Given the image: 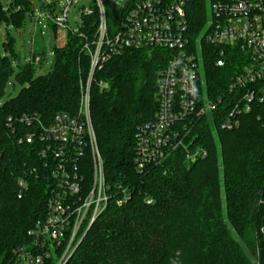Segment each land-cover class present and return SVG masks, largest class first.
I'll return each instance as SVG.
<instances>
[{
	"label": "trees",
	"instance_id": "trees-1",
	"mask_svg": "<svg viewBox=\"0 0 264 264\" xmlns=\"http://www.w3.org/2000/svg\"><path fill=\"white\" fill-rule=\"evenodd\" d=\"M103 3L119 25L133 0ZM96 4L93 0V12L82 13L79 29L69 30L66 43L55 48L49 73L35 75L46 54L40 47L29 63L19 66L16 80L23 87L4 103L1 98L15 71L0 49V264H16L23 249L40 251L31 232L48 218L49 201L60 191L63 172L52 150L43 155L47 143L39 135L58 114L83 117L91 66L85 45L97 37ZM43 7L55 11L54 4ZM31 10L30 0H0V28L4 22L23 26ZM188 16L195 37L205 24V7L194 3ZM51 26L56 31L52 21ZM116 28L109 25L110 33ZM2 48L18 56L8 34ZM225 49L224 66L217 65L218 47L204 44L201 54V95L219 101L218 109L187 120L184 146L143 170L136 163L137 137L155 119L161 71L171 51L127 48L96 69L90 112L109 201L66 264H264V105L255 103L250 112L239 114L237 126H223L241 95L230 85L245 63L239 46ZM33 115L31 124L22 121ZM29 133H35L31 143ZM197 148L206 153L189 159L188 152ZM75 165L83 177L78 197L85 196L93 178L88 146L84 156L65 163L70 173ZM21 179L26 188L20 187ZM62 252L58 248L42 264H56Z\"/></svg>",
	"mask_w": 264,
	"mask_h": 264
},
{
	"label": "built area",
	"instance_id": "built-area-1",
	"mask_svg": "<svg viewBox=\"0 0 264 264\" xmlns=\"http://www.w3.org/2000/svg\"><path fill=\"white\" fill-rule=\"evenodd\" d=\"M99 10V25L96 40L86 43L91 56V66L83 99V117L58 114L53 124L44 127L40 137L47 143L44 156L52 150L61 159L62 173L60 191L49 201V216L31 232L40 251L23 249L16 264H42L45 258L63 248L56 264H66L99 214L107 207L109 185L106 181L104 163L90 112V92L95 71L111 56L127 48L157 47L171 51L166 67L161 71L158 103L155 119L141 127L138 133L137 167L143 170L151 163H161L177 148L184 146L182 129L185 122L218 109L219 101L207 100L201 95L202 52L204 44L218 47V66L225 65V47L239 46L245 52V63L230 90L240 89L231 112L223 126L232 128L239 124L237 116L250 112L255 103L264 105V0H133L118 27L110 33L103 0H95ZM207 1L211 16L207 17ZM79 0H66L62 14L54 16L57 28H67L69 12ZM205 7L203 36H192L189 12L193 4ZM92 7L83 9L91 14ZM48 13V19H52ZM40 22V15H39ZM203 26V27H204ZM36 115L24 116L22 121L31 124ZM186 136V135H185ZM35 133L26 136L31 143ZM54 145H57L55 148ZM86 146L93 159L92 187L85 196L81 192L82 175L77 167L70 173L65 163L84 156ZM206 153L202 148L189 151L187 157L194 160ZM20 187L26 188L23 179ZM21 197V194L20 196ZM264 211V197L262 199ZM87 228L81 234L83 227ZM264 237V223L261 226ZM260 264V263H258Z\"/></svg>",
	"mask_w": 264,
	"mask_h": 264
},
{
	"label": "rangeland",
	"instance_id": "rangeland-1",
	"mask_svg": "<svg viewBox=\"0 0 264 264\" xmlns=\"http://www.w3.org/2000/svg\"><path fill=\"white\" fill-rule=\"evenodd\" d=\"M9 1L10 0H5V3H9ZM30 1L32 3V10L25 13V22L23 26L17 27L13 22H4L0 28V49L4 55H7L11 59L15 71L6 86L4 96L1 98L2 103L16 97L20 93L23 85L16 80V73H18L20 65L29 63L31 61L32 53L38 47L45 49L46 54L42 64L40 62V58L35 61L36 63L40 62V67L38 68L35 75H45L49 73L55 60V48L63 46L66 43L69 30L77 31L79 29L83 9L86 7H92L93 5V0H79L77 4H73L68 17L69 27L57 28L55 31L51 26V21L53 20L54 16H59L62 14L66 0ZM48 4L55 5V11L52 15V19H48L47 16L49 12L43 7L44 5ZM206 8L207 17L210 18L211 9L209 1H207ZM105 11L107 23L113 28L118 27L117 25L119 20L116 18L114 20L110 18L106 7ZM31 12H34V16L31 14ZM206 30L207 26L205 25L201 30L200 36H203ZM7 34L14 39L15 50L18 56H15L10 51L6 52L2 48L3 42L5 41V36Z\"/></svg>",
	"mask_w": 264,
	"mask_h": 264
}]
</instances>
